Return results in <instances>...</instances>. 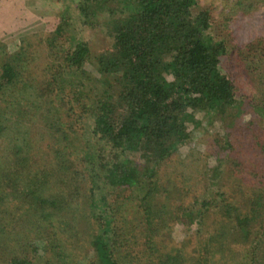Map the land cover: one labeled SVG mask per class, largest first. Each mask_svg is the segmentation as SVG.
Listing matches in <instances>:
<instances>
[{
  "label": "trees",
  "instance_id": "16d2710c",
  "mask_svg": "<svg viewBox=\"0 0 264 264\" xmlns=\"http://www.w3.org/2000/svg\"><path fill=\"white\" fill-rule=\"evenodd\" d=\"M79 2L73 10L77 24L63 16L46 39L55 60L47 71L36 74L31 69L35 63L28 51L9 55L0 66V97L19 94L7 100L10 107L19 105L13 112L32 99L46 100L47 105L39 117L31 110L32 114L21 116L8 114L0 102V142L6 143L0 148V204L11 196L26 205L31 218L26 227L32 237L45 226L53 227L46 222L58 214L63 215V223L65 216L78 219L85 229L83 245L97 264H123L121 248L132 243L119 239L120 230L130 222L123 215L129 205L121 199L123 191L130 192L139 209L149 204L155 212H165L170 202L162 204V196L170 189L161 170L191 140L185 122L192 116L187 111H203L219 119L227 116L233 126L223 128V135L214 134L203 173L198 171L201 200L181 201L175 212L178 221L196 214L201 236L213 220L205 244L240 240L247 244L242 264H263L259 256L264 253V191L251 187L257 186L254 178L264 172V148L255 151L253 159L247 154L254 139L264 133V103L246 104L245 98H239L222 68L228 49L209 33L210 12L198 9L197 0ZM97 35L110 44L98 55L92 54V39L86 37ZM90 66L96 72H88ZM244 115L250 116L247 125L242 124ZM244 126L252 135H245L246 128L239 130ZM233 128L242 133L238 139L243 141V159L252 169L247 163L246 169L245 164L235 168ZM212 159L216 164L209 166ZM196 166L197 162L192 167ZM184 167L190 169V164ZM54 175L64 187V181H71L74 192L45 198L43 187ZM228 178L237 187L228 189ZM188 188L194 191L191 185ZM140 195L141 204L136 197ZM1 249L5 253L6 248ZM55 250H59L56 240L45 242L44 253ZM173 253L166 259L182 264L177 251ZM236 254L229 250L222 264H229ZM8 264L35 263L13 256Z\"/></svg>",
  "mask_w": 264,
  "mask_h": 264
},
{
  "label": "rangeland",
  "instance_id": "374dc122",
  "mask_svg": "<svg viewBox=\"0 0 264 264\" xmlns=\"http://www.w3.org/2000/svg\"><path fill=\"white\" fill-rule=\"evenodd\" d=\"M78 4H80L79 0H0V66L9 55L28 51L35 63L31 69L37 72L36 74L47 71L50 64H55V60L53 56L50 58L52 53L49 52L46 39L50 32L61 24L63 16L67 22L76 23L73 10ZM197 8L210 12L212 27L209 33L217 40L224 42L228 49V55L222 59V68L236 85L239 98H245L246 104L252 103V100L256 104L264 103V0H197ZM86 37L92 39V54L98 55L110 49V44L102 43L98 35ZM86 70L90 73L96 72L91 66ZM9 94L0 97L1 108H8L6 110L8 114L12 112V115L15 113L24 116L26 112L30 114L37 112L39 117L46 109L47 105L44 104L46 100L41 103L37 102V99H32L29 103L23 102L24 107L13 112V108L18 109L19 105L15 104L10 107L7 100L15 99H12L10 97L12 94ZM18 95L14 93L12 96L17 97ZM187 112L192 116L185 122L186 129L191 134V140L179 147L174 157L161 170L165 185L170 189L162 196V204L170 202L165 212L164 210L160 213L155 212L149 204L145 206L146 209L144 207L139 209L136 207L138 206L137 201L132 202L130 192L123 191L121 194V199L126 200L124 204H129L123 215L127 220L129 218L130 222L127 229L124 227L122 231L120 230L119 239L124 243L125 241L132 242L130 248H121L123 250L120 251L122 252L120 257L124 260L123 264H171L172 262L166 259V255L172 250H174L173 255L177 251L182 264H222L223 258L229 255V250L237 252L234 259L229 258V264H242L243 262V250L247 245L245 242L216 240L213 244H205V241L210 239L209 235H205L214 228L212 227L213 220L208 221V231L201 236L197 231L200 219L196 214L191 218L184 216L179 221L177 219L179 214L175 212L176 204L181 201L191 204L197 198L201 200L198 187L202 181L198 171L200 169L203 173L205 157L211 150L210 144L214 134L223 135V128L233 126L230 117L227 116L226 119H219L213 114L207 117L203 111L188 110ZM244 116L242 124L247 125L250 116ZM244 128H246L244 131L246 136L252 135L246 126L239 127V130L242 131ZM233 130L237 146L232 154L234 160L237 161L235 168L243 167L245 164L246 169L247 163V168L252 169L250 161L243 159V141L238 139L242 133L235 128ZM233 130L231 129V132ZM259 130L262 131L260 127ZM259 138L263 140L259 141ZM47 142L50 143L49 138ZM5 144V142H0V148H3ZM252 146L250 153L247 154L251 159L255 151L264 148V133L258 136V139H254ZM196 162L198 166L192 167ZM188 163L190 169L184 167ZM215 164L214 159L210 160L209 166ZM262 174L258 176L259 178H254L257 186L251 187L258 192L264 191V172ZM225 181L228 189L238 185L232 178ZM64 182L67 184L65 187L63 180L54 175L50 182L44 185L43 196L45 198L48 195L56 197L60 194L74 192L75 185L71 186V181ZM190 185L194 191L188 188ZM136 197L138 203L141 204L143 196ZM261 214L264 216V205ZM28 215L26 205L12 199L11 196L0 204V264H8V260L13 259V256L26 257L35 264H97L95 255L86 249L87 245H83L85 239L83 240L81 235L85 229L83 230L84 226L80 223L81 221L78 219L71 221L68 220L69 216H65L66 223H63V215L58 214L46 222H52L53 227L45 226L40 233H33L32 237L28 236L29 232L26 227V224L29 226L31 220ZM160 219H162L161 222ZM126 223L123 225L126 226ZM263 238L264 236L261 238L264 248ZM199 239L202 242L199 243ZM52 240H56L59 250L49 254L44 253L45 242ZM151 242L155 243L151 245ZM1 245L6 248L5 253ZM120 246H118L119 249ZM207 250L211 252L207 253ZM225 250L227 251L224 254ZM259 257L264 258V253ZM225 260L229 261L227 258Z\"/></svg>",
  "mask_w": 264,
  "mask_h": 264
}]
</instances>
